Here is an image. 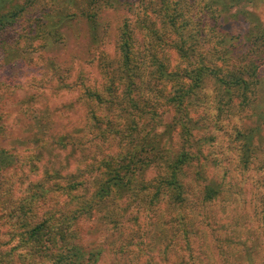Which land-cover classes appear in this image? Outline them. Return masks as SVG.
I'll return each mask as SVG.
<instances>
[{
    "label": "rangeland",
    "instance_id": "obj_1",
    "mask_svg": "<svg viewBox=\"0 0 264 264\" xmlns=\"http://www.w3.org/2000/svg\"><path fill=\"white\" fill-rule=\"evenodd\" d=\"M25 1L10 0L0 11ZM174 1H179L184 14L178 23L186 17L190 21L185 33L201 28L199 22H204L203 30L193 35L189 57L175 48L177 35L168 30L166 44L157 52L159 62L165 63L168 74L178 68L191 70L197 62L210 65L202 58L213 48L206 5L211 0ZM222 1L226 8L217 6L221 10L214 21L231 27L233 35L245 36L246 50L259 56L262 87L257 97L247 104H235L229 113L218 114L217 103L195 101L188 107L190 121L183 115V124L190 127L189 140L183 126L172 123L178 114L167 102L179 88L186 89L180 80L168 77L165 82L157 76L149 80L152 87L148 89L143 70L127 94L122 79L126 72L118 69L120 56L114 39L122 22L135 11L119 0H75L65 7L64 15L77 13L64 18L60 38H50L46 44L35 38L32 47L1 59L12 66V79L0 70V145L17 155L14 166L4 172L5 179L0 173L4 197L14 201L16 208L32 201L36 212L57 198L60 205L70 199L67 194L53 198L50 192L39 202L36 195L25 200L36 190V183L47 190L53 184L80 181L72 195L80 203L85 201V210L76 218V230L87 249L101 251L96 264H251L248 254L255 264H262L264 234L258 211L264 209V0ZM99 6L103 8L95 22L80 12ZM218 65L225 70L223 63ZM108 69L114 72L115 81L108 78ZM185 73L182 80L188 85L191 80ZM249 73L248 64L241 75L249 78ZM212 77L206 78L200 90L207 101L215 93ZM81 82L101 100L84 94ZM133 115L140 129L133 134L147 138L136 146L142 149L144 165L136 174L140 182H125L131 178L125 174L124 184L108 198L86 203L106 163L125 153L129 138L124 139L123 133L133 129L129 124ZM238 132L252 137L253 152L247 162ZM184 151L194 157L183 166L184 201L178 202L165 182V164ZM46 169L51 172L43 174ZM209 186L213 197L206 200L201 190ZM75 205L72 196L71 207ZM0 238L7 248L16 243L8 235Z\"/></svg>",
    "mask_w": 264,
    "mask_h": 264
},
{
    "label": "trees",
    "instance_id": "obj_2",
    "mask_svg": "<svg viewBox=\"0 0 264 264\" xmlns=\"http://www.w3.org/2000/svg\"><path fill=\"white\" fill-rule=\"evenodd\" d=\"M8 1L10 0H0V9H3ZM74 2L75 0H26L21 6L0 11V64H2L0 70L4 71L3 74L7 79H12V69L9 68L12 66L1 63V59L5 57L4 60H6L9 54L17 49L23 50L32 47L34 45L32 40L35 38H42L43 44H46L50 38H60V28L64 18L74 16L77 13L74 11L64 15L65 9L67 10L65 7ZM119 2L129 11L133 9L135 11L133 17H126L122 22L114 39V49L120 56L118 69L126 72L122 79L126 80L127 94H131L132 87L143 70L145 71L144 83L148 89L152 87L149 80H157V76L164 78L165 82H167L168 77L180 80L179 82L187 86L186 89L179 88L176 91L178 94L175 93L168 97L167 102L173 106L178 114L177 117L173 118L172 123L183 126L187 140L190 139L191 132L190 127L183 124L185 122L183 117L185 116L186 120L190 121V118L187 117L189 114L188 107L194 105L195 101L202 100L205 104L208 102L219 104L216 107L218 114H220L226 111L231 112V108L237 103L247 104L251 101V97H257L261 83V78L257 72L259 56H255L253 50H246V39L243 38V34L242 36L239 33L233 35L231 27H227L223 23L217 25L214 21L215 13L217 11L219 13L221 10V8L218 10L217 6L221 5L223 10L226 8V4L222 0H211L212 3L206 4L210 14L207 20H211L208 29L209 38L213 39V48L206 52L202 62L207 60L211 64L197 62L195 63L197 67L191 70L178 68L175 73L170 74L167 73L165 63H160L157 56L158 50L166 44L164 41L165 33L170 30L176 34L177 41L173 45L182 56L189 57L195 41L193 35L203 30L204 22H199L202 29L197 27L193 33L186 34L185 28L190 21L186 17L183 22L178 23L179 18L184 16L179 11V1L119 0ZM102 8L103 6L96 7V9L82 8L80 12L82 15H86L91 22H95V17ZM150 14L156 22H151ZM136 32L138 34L135 35ZM204 37L207 38L205 34ZM140 38L142 39L141 42ZM142 55H144V59H141ZM143 62L147 64L141 66ZM219 62L226 66L225 70L218 65ZM190 64L194 63L191 62ZM248 64L249 78H244L241 74L246 73V65ZM148 67L150 68L148 69ZM108 70V78L115 81L114 72L111 69ZM235 70L239 72L236 73ZM184 71L191 80L188 85L182 80ZM210 74L213 75L211 84L215 93L213 99L207 101L205 94L200 90L205 87L206 78ZM81 84L84 85L82 87L84 94L91 99L101 100L100 97H97L98 93H91L89 87L83 82ZM192 101L194 103H191ZM134 116L136 115L130 117L129 122L133 129L128 128L127 132L123 133L124 139L129 138V145L125 153L119 155L112 162L106 163V170L95 178L92 197L86 203H90L94 198H108L117 186L124 184L125 174L131 176V178L126 177L125 182L128 180L132 184L140 182L136 174L144 165H141L143 162L142 149H138L136 146L146 141L147 138L146 134L141 135L140 138L133 134L140 132V129H136L137 124ZM236 137H239V140L243 142V160L247 162L246 160L252 157L253 143L250 139L252 137L246 136V133L242 132H238ZM14 155L6 147L0 145V173L4 179V172L17 162V155ZM193 157L194 155L184 151L179 153L175 159H168L165 164V182L171 186L173 199L178 202L184 201V184L181 182V178L184 176L183 166L190 162ZM49 172L51 171L46 169L43 174ZM40 184L38 182L33 186L37 191L35 190L34 193L31 191L32 195L25 197V200L36 195L35 201L39 202L40 198L50 192H53V198L67 194L70 199L60 205L57 198L54 204L44 206L36 212L31 208L32 201H24V204L21 203L16 208L14 201L4 197L2 182H0V237L8 235L16 241L15 245L7 248L6 243L0 238V264H96L101 251L95 248L87 249V245L80 241V236L76 230V218L81 210H85V201L81 203L76 201L77 195L72 194L75 193L81 182L72 180L65 184H53L47 190L40 187ZM13 186L14 182H12ZM201 191L205 195L204 199L208 200L213 197L210 194L213 192L210 186L205 189L203 187ZM72 196L73 202H77V205L71 207ZM258 214H260V225L264 234V209L259 210ZM5 217L10 223L6 221ZM7 227L9 228L8 232L5 231ZM248 255L250 263L255 264L251 255Z\"/></svg>",
    "mask_w": 264,
    "mask_h": 264
}]
</instances>
